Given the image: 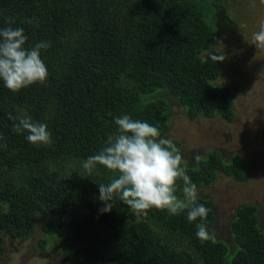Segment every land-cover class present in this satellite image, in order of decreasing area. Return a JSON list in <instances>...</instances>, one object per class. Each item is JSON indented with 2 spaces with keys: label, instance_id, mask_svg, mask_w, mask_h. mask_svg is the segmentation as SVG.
Here are the masks:
<instances>
[{
  "label": "trees",
  "instance_id": "1",
  "mask_svg": "<svg viewBox=\"0 0 264 264\" xmlns=\"http://www.w3.org/2000/svg\"><path fill=\"white\" fill-rule=\"evenodd\" d=\"M5 17L24 29L27 47L40 40L50 47L41 51L44 84L13 93L0 81V143L7 144L0 149V253L4 234L27 238L40 223L59 242L55 264H264L255 203L235 207L227 241L210 232L214 201L199 194L206 221L156 209L137 215L119 199L100 213L98 184L112 173L97 166L85 177L82 166L115 130L114 117L128 114L167 132L169 98L191 119L235 118L230 86L216 83L222 55H202L233 21L225 0H0V28ZM9 112L45 123L52 142L36 146L12 132ZM185 166L197 189L219 173L249 179L240 155L225 160L218 150ZM202 223L211 235L204 243L195 236Z\"/></svg>",
  "mask_w": 264,
  "mask_h": 264
},
{
  "label": "rangeland",
  "instance_id": "2",
  "mask_svg": "<svg viewBox=\"0 0 264 264\" xmlns=\"http://www.w3.org/2000/svg\"><path fill=\"white\" fill-rule=\"evenodd\" d=\"M225 4L233 21L202 55H222L223 71L216 83L230 86L235 118L228 121L217 115L191 119L169 98L170 128L161 137L180 142L177 148L188 165L197 162L196 154L201 158L210 150H218L225 160L240 155L246 162L248 180L240 182L219 173L216 181L198 189L199 195L214 201L216 222L210 232L231 241L229 222L241 203L257 205L264 228V48L251 44L264 21V4L260 0H225ZM40 225L37 223L27 238L12 239L4 234L0 264L60 263L57 237L44 232Z\"/></svg>",
  "mask_w": 264,
  "mask_h": 264
},
{
  "label": "clouds",
  "instance_id": "3",
  "mask_svg": "<svg viewBox=\"0 0 264 264\" xmlns=\"http://www.w3.org/2000/svg\"><path fill=\"white\" fill-rule=\"evenodd\" d=\"M264 4V0H260ZM27 24L38 27L36 18H27ZM13 17H5V27L0 28V81L13 93L33 84H44L48 69L41 51L50 47V42L40 40L31 47L26 46L27 35L22 27H13ZM251 44L264 48V21L254 33ZM220 59H223L220 58ZM13 121L11 131L26 133L25 139L33 145H48L52 136L45 123L30 117H16L8 113ZM115 130L106 135L98 151L83 162L88 177L97 166L112 173L108 183H99V200L103 202L100 213L113 209L119 199L137 215H147L151 209L163 210L169 216L186 213L189 223L199 219L206 221L209 209L198 202V189L186 171L184 157L171 140L161 137L158 127L146 121L133 119L128 114L114 117ZM0 134V141H4ZM0 143V149L6 148ZM200 160L199 154L194 156ZM178 187L182 189L178 196ZM204 243L211 238L202 223L195 232Z\"/></svg>",
  "mask_w": 264,
  "mask_h": 264
}]
</instances>
